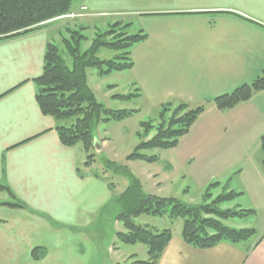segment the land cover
Listing matches in <instances>:
<instances>
[{"label": "crops", "instance_id": "obj_1", "mask_svg": "<svg viewBox=\"0 0 264 264\" xmlns=\"http://www.w3.org/2000/svg\"><path fill=\"white\" fill-rule=\"evenodd\" d=\"M84 7L88 16L74 23L103 28L116 16L138 18L148 37L123 71L133 90L151 105L208 104L181 138L178 146L187 144L178 162H188L201 190L224 178L242 192L234 205L254 210L236 227L254 228L253 244L199 249L178 231L158 264H264V91L228 110L213 101L264 68V0H77L72 13ZM49 35L45 27L0 41V183L17 198L0 191V202L28 206L0 203V264H97L100 230L109 221L123 230L105 209L123 190L110 188L105 173L81 169L78 152L85 151L60 141L56 120L36 101ZM97 140L104 149L107 140ZM136 219L166 229L145 215ZM36 248L44 252L39 259Z\"/></svg>", "mask_w": 264, "mask_h": 264}, {"label": "trees", "instance_id": "obj_2", "mask_svg": "<svg viewBox=\"0 0 264 264\" xmlns=\"http://www.w3.org/2000/svg\"><path fill=\"white\" fill-rule=\"evenodd\" d=\"M75 1L0 0V41L48 27L59 18L71 14ZM131 24L132 21L118 20L105 28H92L78 23L74 26H62L56 36L50 37L46 45L43 71L34 78L36 101L42 113L56 120V130L64 145H81L88 153L85 166H91L96 159L97 152L93 149L98 138V125L103 121L125 120L137 111L106 107L99 101L89 84L88 76V69L92 67L98 69V75L101 77L133 67L132 49L146 40L148 34L143 29L129 33ZM102 48L114 51V56L101 58L99 52ZM111 86L113 85H109ZM140 91V88H137L130 94L113 96L127 100L140 97ZM261 91H264V68L251 82L219 95L213 101L219 110H228ZM205 110L204 104L192 106L185 101L162 103L155 119L150 118L140 123V130L137 132L139 142L127 159L155 161L156 155H148L143 151L177 147L181 138L190 132ZM261 144L264 149V135ZM104 168L129 178L127 187L115 195L105 208L113 213L114 220H119L123 225V230L117 232V237L124 243H143L148 252L147 259H139L137 254H133L130 256L131 261L117 264H158L172 240L173 232L170 228L159 230L138 223L136 218L141 215L183 218L180 231L182 239L199 249L212 248L222 242H246L255 236L254 228H236L225 223L231 218H243L254 212L252 209L242 208L239 204L223 207L226 203H235L242 194L230 188L229 182H211L202 195V201L199 204H191L176 197L147 193L140 178L134 175L126 164L108 158L104 161ZM109 186L115 188L111 181ZM0 191H6L16 198L6 184L0 183ZM0 203L28 207L21 200ZM43 253L36 248L32 255L39 259Z\"/></svg>", "mask_w": 264, "mask_h": 264}, {"label": "rangeland", "instance_id": "obj_3", "mask_svg": "<svg viewBox=\"0 0 264 264\" xmlns=\"http://www.w3.org/2000/svg\"><path fill=\"white\" fill-rule=\"evenodd\" d=\"M85 16H88L86 14V7L81 9V11L59 18L58 21H55L48 26L50 32L49 36L53 38L56 36V32L59 28L67 24L74 26V22H77L78 18H83ZM120 18L121 17L116 16L112 22L118 20L123 21V18ZM125 20H127V22L132 21V24L128 28L129 33H136L141 30L137 17H128L127 19H124V21ZM87 34H90V32H87ZM114 54L115 52L108 48H102L99 52V56L104 59L112 58ZM125 72L115 71L105 77H101L98 75L97 68L92 67L88 69L89 84L95 91L100 102L104 103L106 107L112 109L125 108L136 109L137 111L125 120L103 121L98 125L96 135L100 139L107 140V144L104 149L99 150L95 155L96 159L90 168H87L84 164L88 159V153H84L80 149L78 152V163L81 169L83 171L91 170L94 172L105 173V175L108 176V180L114 183V186L118 187L117 191L120 192L129 184V178L111 170H105L104 161L109 158L117 163L126 164L130 171L140 178L143 188L147 193L156 194L162 197H176L187 203L199 204L202 201V195L207 187L202 188L201 190L197 186L196 179L189 171L188 162H178L177 159L178 157L180 159L182 156V147L184 145L186 146L187 141L182 143L181 147L178 146L171 149L154 148L143 151L148 155H156L157 159L155 161L127 159V156L134 151L139 142L137 132L140 130V123L144 120H149L150 118L155 119L158 116L160 105H151L141 97H134L127 100L114 97L113 95L115 94H130L133 92V86H131L127 73ZM109 85L113 86L109 87ZM191 105L197 106L193 104ZM204 105H206L207 108L209 107L208 104ZM78 146V148H80L81 145ZM93 150L96 151L98 148L95 146ZM216 179L221 181L224 178ZM221 182L226 183V181ZM117 184H120V186ZM119 187H121V190H119ZM232 205H234V203H226L223 207H232ZM145 216L154 220H151V223L156 224L159 227L170 228L173 233L181 231L184 221L181 217L170 218L168 216ZM240 220L242 219L238 217L231 218L225 221V223L233 227H238ZM136 221L139 222L140 219H136ZM109 223V225H105V228L103 227L104 230H100V242L104 243L101 244V257H99L97 264H117L119 262L131 261L130 256L135 253L139 259H147L148 252L145 244H129L122 242L117 237V232L119 231L118 225L115 223L112 224L111 221H109ZM256 236L257 234L247 243L250 245L253 244ZM111 248H115L114 254L112 252L113 249L111 250Z\"/></svg>", "mask_w": 264, "mask_h": 264}, {"label": "water", "instance_id": "obj_4", "mask_svg": "<svg viewBox=\"0 0 264 264\" xmlns=\"http://www.w3.org/2000/svg\"><path fill=\"white\" fill-rule=\"evenodd\" d=\"M95 146L98 148V150H101V144H100V142L96 139L95 140Z\"/></svg>", "mask_w": 264, "mask_h": 264}]
</instances>
